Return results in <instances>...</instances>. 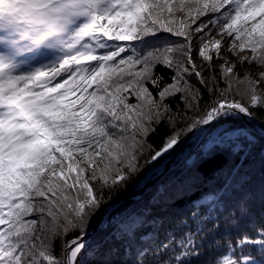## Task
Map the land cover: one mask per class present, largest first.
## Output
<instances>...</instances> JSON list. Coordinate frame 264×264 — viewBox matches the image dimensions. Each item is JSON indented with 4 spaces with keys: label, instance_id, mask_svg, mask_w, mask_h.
Wrapping results in <instances>:
<instances>
[{
    "label": "snow or ice",
    "instance_id": "1",
    "mask_svg": "<svg viewBox=\"0 0 264 264\" xmlns=\"http://www.w3.org/2000/svg\"><path fill=\"white\" fill-rule=\"evenodd\" d=\"M257 118L264 0H0V264H264Z\"/></svg>",
    "mask_w": 264,
    "mask_h": 264
},
{
    "label": "trees",
    "instance_id": "2",
    "mask_svg": "<svg viewBox=\"0 0 264 264\" xmlns=\"http://www.w3.org/2000/svg\"><path fill=\"white\" fill-rule=\"evenodd\" d=\"M262 122H264V118H257L255 120V124L260 125ZM255 181L258 183L260 180V176L259 173H256L254 176ZM207 187H201L200 189H194L192 193H190V195L192 196L193 199H197L198 197H202L204 195V193L207 192ZM225 254H226V250H225Z\"/></svg>",
    "mask_w": 264,
    "mask_h": 264
},
{
    "label": "water",
    "instance_id": "3",
    "mask_svg": "<svg viewBox=\"0 0 264 264\" xmlns=\"http://www.w3.org/2000/svg\"><path fill=\"white\" fill-rule=\"evenodd\" d=\"M257 125V124H256ZM257 126H259V125H257Z\"/></svg>",
    "mask_w": 264,
    "mask_h": 264
}]
</instances>
